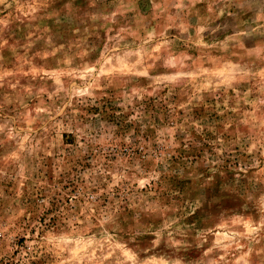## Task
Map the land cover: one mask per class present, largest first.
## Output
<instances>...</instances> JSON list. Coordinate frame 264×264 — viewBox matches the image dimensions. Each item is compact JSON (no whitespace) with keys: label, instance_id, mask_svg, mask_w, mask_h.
Here are the masks:
<instances>
[{"label":"rangeland","instance_id":"obj_1","mask_svg":"<svg viewBox=\"0 0 264 264\" xmlns=\"http://www.w3.org/2000/svg\"><path fill=\"white\" fill-rule=\"evenodd\" d=\"M0 264H264V0H0Z\"/></svg>","mask_w":264,"mask_h":264}]
</instances>
